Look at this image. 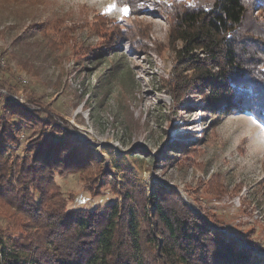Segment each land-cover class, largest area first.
Instances as JSON below:
<instances>
[{"label":"rangeland","instance_id":"1","mask_svg":"<svg viewBox=\"0 0 264 264\" xmlns=\"http://www.w3.org/2000/svg\"><path fill=\"white\" fill-rule=\"evenodd\" d=\"M144 2L125 13L124 0H0V235L37 237L50 258L53 228L117 206L149 264L156 203L264 264V126L176 97L170 21ZM253 16L264 23V6Z\"/></svg>","mask_w":264,"mask_h":264},{"label":"trees","instance_id":"2","mask_svg":"<svg viewBox=\"0 0 264 264\" xmlns=\"http://www.w3.org/2000/svg\"><path fill=\"white\" fill-rule=\"evenodd\" d=\"M124 1L128 11L145 6L144 0ZM256 4L264 6V0H160L152 4L154 12L170 21V43L179 67L176 97L198 95L206 111L215 116L253 117L252 110L264 105V23L253 16ZM257 121L264 126V118ZM55 147L49 146L42 154L48 162L58 160L52 155ZM152 205L162 231L154 244L156 257L149 264H257L246 250L215 239L206 221L186 208L177 212ZM108 210L109 215L72 214L69 232H59L60 228L48 232L51 243L46 248L53 249L50 258L38 254L37 237L25 242L0 235V264H148L132 210L125 214L117 206ZM121 215L127 217V231L119 241Z\"/></svg>","mask_w":264,"mask_h":264},{"label":"snow or ice","instance_id":"3","mask_svg":"<svg viewBox=\"0 0 264 264\" xmlns=\"http://www.w3.org/2000/svg\"><path fill=\"white\" fill-rule=\"evenodd\" d=\"M124 11L125 13H127L128 9H125ZM252 111L254 113L253 115L254 122L256 120L264 118V105H258Z\"/></svg>","mask_w":264,"mask_h":264},{"label":"built area","instance_id":"4","mask_svg":"<svg viewBox=\"0 0 264 264\" xmlns=\"http://www.w3.org/2000/svg\"><path fill=\"white\" fill-rule=\"evenodd\" d=\"M153 2H157V1H160V0H152Z\"/></svg>","mask_w":264,"mask_h":264}]
</instances>
